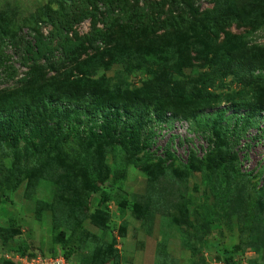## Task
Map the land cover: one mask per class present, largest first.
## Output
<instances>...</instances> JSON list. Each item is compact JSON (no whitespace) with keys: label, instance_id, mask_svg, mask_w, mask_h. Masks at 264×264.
Here are the masks:
<instances>
[{"label":"rangeland","instance_id":"1","mask_svg":"<svg viewBox=\"0 0 264 264\" xmlns=\"http://www.w3.org/2000/svg\"><path fill=\"white\" fill-rule=\"evenodd\" d=\"M216 2L0 0V96L13 90H45L49 85L74 84L84 75L80 67L91 60L100 66L92 79L123 75L137 87L145 76L124 69L115 56L141 45L174 43L180 46L186 39L199 37L202 34L195 25L208 11L217 8ZM250 6L257 23L254 28L236 22H220L214 26L203 23L205 34L213 36L215 28L219 33L218 43L227 35H236L252 37L249 45L264 46V0H255ZM197 41H204V37L200 36ZM190 56L193 65L206 64L197 58L196 52L191 51ZM55 92L57 106L58 100L64 98L60 91ZM139 101V98L132 100L138 111L133 105L123 109L117 103L115 108H101L94 114L98 121H90L81 129L76 125L81 126L82 120L77 119L73 107L62 103L69 106L70 112L65 115L70 122L62 129L63 135L60 134L68 141L67 145L83 137L88 146L97 148L99 155L104 149L109 150L105 155L109 173L98 182V190L93 193L104 195L103 201L97 209L86 208L97 221L84 220L79 230L60 224L56 228L50 211L40 216L34 212L35 200L50 199L55 188L40 179L33 198H28L25 179L0 197V231L6 229L20 237L18 241H22L25 249L4 247L0 238V262L25 264L27 256L48 259L63 256L73 247L70 259L74 264H93L95 256H100L102 264H219L215 242L220 247L247 242L249 233L240 231V228L249 229L242 224L245 212L242 205L246 201L254 204L252 212L260 214L264 222V111L249 118L241 117L246 111L235 108L225 94L221 103L197 113L200 124L197 129V123L173 116L170 110L164 116L153 114L151 119L143 120L139 107L145 105ZM44 110L45 106L42 110L29 107L0 112V162L8 166L14 161L25 164L32 151L50 145V135L57 123ZM235 113L240 117L233 118ZM118 114L123 117L121 124L103 123L104 117L115 119ZM228 125L242 130L241 136L232 139V151L237 167L246 175L243 181L237 175L231 180L233 195L225 197L212 190L202 181L199 172H193L184 183L186 205L170 213H155L151 225L143 224L134 214V195L145 192L150 162L163 158L166 164L172 160L185 163L192 156L202 158L209 149L219 151L216 136L224 133ZM258 128L263 130V135ZM3 150L7 154L4 157ZM62 153L68 155L66 150ZM146 153L153 159L149 161L144 156ZM205 212L209 214L205 216ZM206 218L208 232L201 226ZM257 232L262 240L258 249L248 246L238 254L247 260L256 259V264H264V226ZM189 246L200 251L195 254Z\"/></svg>","mask_w":264,"mask_h":264},{"label":"trees","instance_id":"2","mask_svg":"<svg viewBox=\"0 0 264 264\" xmlns=\"http://www.w3.org/2000/svg\"><path fill=\"white\" fill-rule=\"evenodd\" d=\"M254 1L217 0V8L208 11L205 18L198 20L195 25L196 30L202 34L200 36L204 37L202 42L197 41L200 36H193L180 42V46L174 43H158L120 52L115 56V60L124 69L138 71L145 76L137 87L123 75H102L97 80L92 79L100 66L98 62L91 60L80 67L84 75L74 84L49 85L45 90H13L0 96V112L29 107L42 110L45 106L47 116L55 119L57 123L54 129L51 128L54 131L50 135V145L45 146L43 150L32 151L25 164L14 161L8 166L5 162H0V197L27 179L25 195L33 198L41 183L40 179H44L55 189L50 199L35 200L34 212L38 216L44 211H50L56 220V228L60 224L78 230L84 220L90 219L93 223L97 221L94 214L89 215L86 212V208L97 209V205L103 201L104 195L95 196L93 193L98 190V182L103 181L104 175L109 173L105 158L109 150L104 149L99 155L97 148L94 145L88 146L83 137L67 145L68 141L60 134L63 135L62 129L70 122L65 117L69 106L65 107L62 103H69L73 107L72 111L77 119L83 121V118H87L86 121H81V126L76 125L80 129L85 128L90 121H98L94 119L95 111L98 114L101 108H115L114 103L123 109V106L128 108L133 105L138 111V107L132 104V100L137 98L145 105L143 108L139 107L144 115L143 120L151 119L153 114L164 116V112L170 110L173 116L187 118L196 124L197 113L208 106L221 103L225 94L235 108L246 111L241 117L246 115L249 118L251 115L261 114L264 111V46L249 45L253 41L252 37L236 35H227L218 43V30L212 29L213 36H208L203 25L236 22L241 26L254 28L257 23L254 22L255 13L250 6ZM191 51L196 52L197 58L205 60L206 64H201L200 67L193 65ZM58 86H64L65 89H57ZM55 91H60L64 98L58 100L60 104L57 106L54 100ZM236 113L233 118L240 117ZM122 118L119 114L115 119L104 117L103 123L119 125ZM199 125L197 123L195 128H200ZM258 130L259 134L263 135V130ZM224 131L216 136L220 150L209 149L200 159L192 156L185 163L172 160L178 163L176 165L173 162L166 164L167 161L163 158L150 162L145 192L134 195V214L143 220V224L151 225L155 213H170L172 209L186 205L184 183L193 172H199L202 181L210 185L212 190L221 192L225 197L233 195L231 180L236 175L239 176V181L246 177L237 167L232 151V139L241 136L242 130L228 125ZM63 150H66L67 156H63ZM4 155H7L6 150H3V157ZM144 156H147L149 161L153 159L149 153ZM66 193L69 194L66 196ZM242 206L245 208L242 224L249 229L245 231L240 228V231L248 232L249 239L245 244L221 247L215 242L219 264H241L243 261L256 264V259L247 260L238 253L240 249L243 251L248 246L258 249L262 240L259 239L261 235H258L257 231L263 229L264 222L260 214L252 212L254 204L246 201ZM208 214L209 212H205V216ZM208 225L209 220L206 218L201 224L202 230L208 232ZM0 238L4 247L11 250L25 249L22 241H18L20 237L6 229L0 231ZM189 247L195 254L200 251L199 248ZM72 252L73 247H69L64 256L70 259ZM92 263L102 264L103 261L100 256H95ZM0 264L12 262L6 260Z\"/></svg>","mask_w":264,"mask_h":264},{"label":"built area","instance_id":"3","mask_svg":"<svg viewBox=\"0 0 264 264\" xmlns=\"http://www.w3.org/2000/svg\"><path fill=\"white\" fill-rule=\"evenodd\" d=\"M43 257L37 256H27L25 258V264H42L43 260L46 261V264H74L71 259L66 258L65 256L52 257L48 259H42ZM241 264H247L246 261H243Z\"/></svg>","mask_w":264,"mask_h":264},{"label":"clouds","instance_id":"4","mask_svg":"<svg viewBox=\"0 0 264 264\" xmlns=\"http://www.w3.org/2000/svg\"><path fill=\"white\" fill-rule=\"evenodd\" d=\"M64 256V255H63Z\"/></svg>","mask_w":264,"mask_h":264}]
</instances>
